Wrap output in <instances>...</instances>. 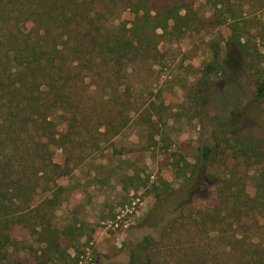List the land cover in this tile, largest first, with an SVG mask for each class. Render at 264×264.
<instances>
[{"label": "rangeland", "instance_id": "rangeland-1", "mask_svg": "<svg viewBox=\"0 0 264 264\" xmlns=\"http://www.w3.org/2000/svg\"><path fill=\"white\" fill-rule=\"evenodd\" d=\"M218 1L214 7L194 0L201 25L158 37L152 54L129 62L125 73H120L123 76L113 79L112 95L101 81L91 85L77 111L78 118L86 120L84 126L65 137L63 148L52 146L53 160L67 170L58 178L49 171L50 187L54 182L64 189L50 215L59 229L75 226L73 235H80L73 242L84 252L76 264H141L136 246L148 236L149 244L157 240L164 222L173 216L185 219L183 227L176 225L179 229L175 227L177 235L172 240L178 236L184 247L202 242L201 228L193 221L198 220L200 209L219 202L215 187L207 184L232 174L253 181L250 177L258 172L255 162L246 166L233 159L222 143V152L207 166L198 190L206 199L186 195L195 177L190 170L201 163V145H212L227 133L264 149V101L252 102L256 71L264 74V0ZM114 17L115 24H129L133 14L120 10ZM232 21L234 31L228 27ZM219 36L223 51L226 40L240 37L253 67L248 68L233 50L236 72L210 74L211 82L199 85L203 65L211 58L208 41ZM231 110L240 113L236 124L229 122ZM162 181L168 188H163ZM238 192L250 196L253 186L247 182ZM182 200L186 202L179 214L176 206ZM247 225L264 239V207L256 210ZM12 235L23 241L24 248L20 245L18 250L20 262L9 264H40L35 259L39 251L34 238L18 227ZM166 238L149 252L154 261L170 241ZM60 241L61 253L73 256L69 237L63 235ZM220 261L225 260L220 257ZM47 264L75 263L62 258Z\"/></svg>", "mask_w": 264, "mask_h": 264}, {"label": "trees", "instance_id": "trees-1", "mask_svg": "<svg viewBox=\"0 0 264 264\" xmlns=\"http://www.w3.org/2000/svg\"><path fill=\"white\" fill-rule=\"evenodd\" d=\"M205 1L218 7V0ZM120 10L133 14L129 24L114 23ZM199 25L194 0H0V263L20 262L18 250L24 244L12 235L17 227L34 238L39 251L35 259L40 264L62 258L75 264L79 261L84 251L76 243L80 235H73L75 226L61 230L50 215L64 189L54 182L50 187L53 178L49 171L58 178L67 170L53 160L52 146L63 148L65 137L84 126L86 120L78 118L77 111L80 98L91 85L101 81L112 95L113 79L123 76L120 73H125L129 62L152 54L158 37ZM234 26L233 21L228 23L233 31ZM221 42L220 36L208 41L211 58L203 65L199 85L211 82L210 74L225 76L230 72L232 76L236 72L233 50L248 68L253 67L240 37L226 40L225 51ZM252 94V102L264 101L261 72L256 71ZM239 114L231 110L229 122L236 124ZM222 143L233 159L246 166L258 165V172L250 177L253 181L232 174L207 184L215 187L219 202L200 209L198 220L193 221L201 228L202 242L184 247L178 236L172 240L171 236L177 235L175 227H183L184 218L173 216L164 222L157 240L149 244L148 236L136 246L141 264H264V239L247 227V220L264 207V149L227 133L212 145H201V163L190 170L195 177L186 195L205 198L198 190L207 166L222 152ZM247 182L253 186L250 196L238 192ZM162 184L168 188L166 181ZM184 202L177 203L179 214ZM63 235L71 241L73 256L61 253ZM163 237L170 241L154 261L149 252L158 248Z\"/></svg>", "mask_w": 264, "mask_h": 264}]
</instances>
